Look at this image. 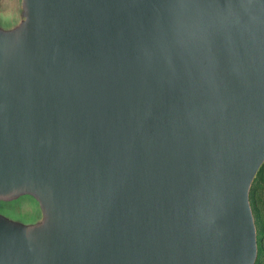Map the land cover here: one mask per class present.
Here are the masks:
<instances>
[{
    "label": "water",
    "instance_id": "obj_1",
    "mask_svg": "<svg viewBox=\"0 0 264 264\" xmlns=\"http://www.w3.org/2000/svg\"><path fill=\"white\" fill-rule=\"evenodd\" d=\"M264 0L0 10V264H255Z\"/></svg>",
    "mask_w": 264,
    "mask_h": 264
},
{
    "label": "trees",
    "instance_id": "obj_2",
    "mask_svg": "<svg viewBox=\"0 0 264 264\" xmlns=\"http://www.w3.org/2000/svg\"><path fill=\"white\" fill-rule=\"evenodd\" d=\"M250 202L257 229L258 255L255 264H264V163L251 185Z\"/></svg>",
    "mask_w": 264,
    "mask_h": 264
},
{
    "label": "rangeland",
    "instance_id": "obj_3",
    "mask_svg": "<svg viewBox=\"0 0 264 264\" xmlns=\"http://www.w3.org/2000/svg\"><path fill=\"white\" fill-rule=\"evenodd\" d=\"M10 4L11 0H0V10L7 12L9 10Z\"/></svg>",
    "mask_w": 264,
    "mask_h": 264
}]
</instances>
